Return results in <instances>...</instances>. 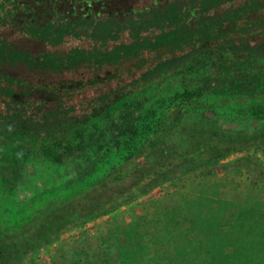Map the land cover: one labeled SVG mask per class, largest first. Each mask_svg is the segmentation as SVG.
Segmentation results:
<instances>
[{"label": "rangeland", "instance_id": "1", "mask_svg": "<svg viewBox=\"0 0 264 264\" xmlns=\"http://www.w3.org/2000/svg\"><path fill=\"white\" fill-rule=\"evenodd\" d=\"M137 128L96 171L0 190L5 264L250 260L264 244V93L186 85Z\"/></svg>", "mask_w": 264, "mask_h": 264}, {"label": "flooded vegetation", "instance_id": "2", "mask_svg": "<svg viewBox=\"0 0 264 264\" xmlns=\"http://www.w3.org/2000/svg\"><path fill=\"white\" fill-rule=\"evenodd\" d=\"M204 1L0 0V190L8 193L1 180L9 164L15 190L22 181L31 186L76 173L79 163L87 162L115 132L152 108L167 91L166 82L143 86L133 95L117 94L115 106L109 102L97 110L96 96L113 90L111 71L119 66L108 53L128 44L131 26L136 23L138 29L140 21L146 24L142 33L157 35L159 28L155 24L149 28L150 21L206 16L195 6ZM246 1H227L221 7ZM130 63L128 59L121 63L124 79ZM226 64L222 54L205 50L184 64L185 79L202 80ZM255 67L264 70L262 65ZM94 79L97 86L90 85ZM65 101L74 105V115L84 116L82 125L67 129L61 125ZM80 101H87L83 111ZM55 111L57 127L52 122L54 130L45 133L44 126L34 133L33 117L53 121Z\"/></svg>", "mask_w": 264, "mask_h": 264}, {"label": "trees", "instance_id": "3", "mask_svg": "<svg viewBox=\"0 0 264 264\" xmlns=\"http://www.w3.org/2000/svg\"><path fill=\"white\" fill-rule=\"evenodd\" d=\"M227 1L232 0H207L195 5L207 15L191 20L162 19L158 24L155 23L156 21H150L149 28L153 24L159 28L157 35L142 33L143 29L146 28L144 21H140L141 25L138 29L135 23L131 26L132 31L129 43L126 45L125 43L122 44V47L119 45L108 53L107 58L114 65L118 63L119 66H113L111 71V79L115 81L113 90L106 94L104 92V96L100 94L96 96L97 110H100V107L108 106L109 102H111V107L115 106L119 101V99H115L117 94L120 96H124L126 93L133 95L140 91L143 86L162 85L166 82L168 89L161 99L146 113L140 115L126 128L115 132L98 151L88 157L89 160L87 159V162H80L81 164L79 163L76 171L82 174L80 177L83 176L85 171H96L101 166L111 162L110 156L113 155L114 150L117 151V149L123 148L131 136L137 135V127L140 125V120L152 111L161 100L186 85H196L199 93L208 91L239 92V94L247 95L264 93V70L259 71L255 67L257 65L264 67V0H249L239 4L237 7L230 5L222 8L223 2ZM118 38V36L114 35V39ZM205 50H214L218 54H222L227 61L225 68L221 71L213 72V74L207 73L208 75L202 80L194 81L191 79L186 81L185 76H188V74L185 73L187 68L184 67V64L197 55L203 54ZM124 59H128L131 62L126 72L128 79L123 78L125 68L121 63ZM180 80H183L182 83L175 85ZM97 84V79L90 80L91 86H97ZM86 103L87 101H80L82 111L88 107L85 105ZM69 104L65 101L61 107L63 108L61 125L66 129L76 123L82 125L84 119L82 115H74L72 113L75 109L74 105L70 102ZM54 114L53 121H47L48 118H45V116H34L32 122L33 132L39 133L37 128H44V126L46 128L42 130L45 133L54 130L51 123L55 122L54 128L57 127L58 123L56 111ZM78 117H80L79 122ZM149 140L146 139L145 142ZM139 147L142 148L143 146L139 144L137 149ZM111 148L112 150H110ZM129 159V156L126 157L123 165H130V163H126ZM134 163H136V160ZM202 163L203 161H199L197 158L191 159V169L196 170ZM9 165L5 168V174H2L1 184L8 190L5 195L12 197L16 191L14 188L15 177L14 170L10 167L12 165ZM186 170L188 169L185 168L184 172ZM130 243H141V239H128L126 245ZM177 248L182 250L184 245L180 244ZM252 249V256L248 255L250 260L242 264H264V244L258 243V246L252 247ZM175 256L170 258L174 264H188L184 260L177 258L180 257L179 253H176ZM129 261H133V259H129ZM199 261H190V264H203ZM0 264H5L2 250H0ZM214 264L220 263L215 262Z\"/></svg>", "mask_w": 264, "mask_h": 264}]
</instances>
